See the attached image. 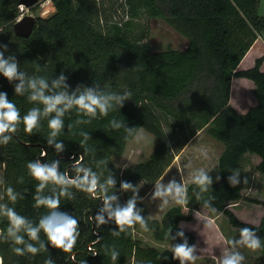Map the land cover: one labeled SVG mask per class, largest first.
Masks as SVG:
<instances>
[{"label":"trees","instance_id":"1","mask_svg":"<svg viewBox=\"0 0 264 264\" xmlns=\"http://www.w3.org/2000/svg\"><path fill=\"white\" fill-rule=\"evenodd\" d=\"M19 1L0 0V56L18 65L23 81H9L0 73V93L7 94L21 117L32 108L40 109L41 115L31 134L24 131L21 120L15 133H5L12 139L0 143V206L13 208L32 226L48 214L49 209L36 206L35 198L58 196L63 186L49 182L37 192L39 182L27 168L36 160L59 162L58 171L70 179L83 175L76 171L78 162L79 167L96 174L98 187L90 194L68 186L69 195L60 196L57 211L78 221L79 237L72 253L53 247L43 231L38 240H31L21 230L18 234L25 243L17 245L8 233L9 219L0 208L3 264H45L47 260L52 264H181L170 250L143 246L135 237L136 229L144 227L156 241L173 240L176 246L186 243L193 248L195 236L183 231L180 224L192 221L201 208L223 214L233 228L255 232L264 260V215L255 226L240 221L228 208L243 201L264 209V200L244 195L238 183L229 182L248 153L260 158L256 170L264 175V55L252 67L239 69L264 32V16L258 13L260 0H120L122 19L101 10L98 0H49L54 13L37 18L28 38L17 36L13 29L21 15ZM144 16L165 20L186 38V47L153 52L146 41L149 30L140 24ZM234 79H247L254 85L256 103L245 114L237 113L230 104ZM32 80L37 81V89L38 82L44 80V94L49 96L62 92L79 96L90 89L102 97L125 98L109 100L106 116L99 109L95 116L85 114L72 105L60 117V132L51 137L48 121L56 113L45 115L44 105L29 99L35 91L29 87ZM21 83L22 94H17L16 86ZM140 128L156 137V147L146 161L121 171L113 157L124 153L126 143ZM202 131L224 148L216 177L206 191L189 183L183 204L167 209L160 220L152 219L138 184L156 183L176 153ZM57 143L63 145L62 151H57ZM109 178L115 181L113 185L107 184ZM124 182L132 188L122 189ZM9 187L17 196L15 201L9 198ZM106 196L117 198L113 208L135 199L146 227L135 223L121 232L108 213L102 212ZM99 214L107 221L103 225L95 220ZM116 232L119 235H114ZM27 244L40 251L35 255L15 253L16 247ZM113 252L118 253L115 260Z\"/></svg>","mask_w":264,"mask_h":264},{"label":"rangeland","instance_id":"2","mask_svg":"<svg viewBox=\"0 0 264 264\" xmlns=\"http://www.w3.org/2000/svg\"><path fill=\"white\" fill-rule=\"evenodd\" d=\"M98 2L101 10L105 9V12L114 15L117 19L125 18L121 8L118 6L120 0H98ZM116 8L117 13L115 12ZM20 11L21 15L19 18L30 15L37 19L51 16L55 9L51 2L47 0L31 8L20 7ZM258 13L264 16V0H260ZM140 24L149 30L146 41L149 42L153 52L183 50L187 45L186 38L163 19H150L144 16ZM258 40L259 44L254 50V56L264 54L263 50L260 51L264 46V40L261 37ZM247 60L245 59L244 62ZM241 68L243 69L244 65H241ZM253 88V83L247 79L233 80L230 104L237 113L245 114L255 105L256 101L252 94ZM156 144V137L147 130L140 128L126 143L124 153L121 156L113 157V162L121 171L127 166L142 163L150 157ZM223 149L221 143L210 137L205 131H202L186 143L179 153H176L172 163L166 168L156 183L140 182L138 188L142 195V203L147 209L149 216L152 219L160 220L167 209L184 203H178V198L174 193L165 196H155L158 185L166 188L169 183L175 181L176 184L185 189L189 183L195 182V176L200 170L206 172L211 180L214 179L217 175L218 158ZM255 156L249 153L246 154L242 158L239 170L234 177L238 181L237 183L244 195L264 200V175H260L256 170L258 158ZM182 198L184 201L185 193ZM228 208L243 222H249L251 212L262 209L259 205L243 201L239 205L231 204ZM253 213L256 214L255 219L258 220L259 215L256 212ZM250 220L252 219L250 218ZM180 226L183 231L192 233L196 239L193 246L194 259L185 261L184 264H222L226 256L234 254L232 253V242L230 240L235 235H238L240 240L241 229L233 228L223 214L202 208L197 213H194L192 221L182 222ZM135 237L143 243V246L154 247L159 251L170 250L174 253L173 250L176 244L173 240L170 242L156 241L153 235L144 227L136 229ZM239 253L243 255L241 250ZM241 264H243V261Z\"/></svg>","mask_w":264,"mask_h":264},{"label":"clouds","instance_id":"3","mask_svg":"<svg viewBox=\"0 0 264 264\" xmlns=\"http://www.w3.org/2000/svg\"><path fill=\"white\" fill-rule=\"evenodd\" d=\"M0 73H2L9 81L13 79H20L23 81V74H18V65L15 62L10 63L9 61L4 60L2 56H0ZM61 80H63V77H61ZM38 83L39 89H37V81L32 80L29 82V87L35 90L29 99L31 101L39 100L44 105L43 112L45 115L53 112L56 113L55 117L48 121V128L51 130V137L57 136L60 132L63 127V122L60 117L72 105H76L79 109L84 110L85 114L95 116L97 109H99L100 113L106 116L110 107L108 103L109 100L116 99L119 102L125 98L112 96L102 97L96 95L90 89L79 96H68L63 92L49 96L44 94V89L47 87L45 81L40 80ZM23 87V83L17 85L15 89L16 93L22 94ZM40 115V109L32 108L27 114L21 117L20 111L15 104L7 99V94L0 93V138H2L0 139V143L7 144L12 139L11 136H7L5 133H15L17 131L16 125L21 122V120L24 125V131L31 134L33 130L39 126ZM115 126L120 127L118 124ZM52 142L53 141L50 138L48 143L52 144ZM55 147L57 151L63 150V145L60 143H57ZM43 155H46V153H43ZM58 163L59 162H53L52 164H47L42 163L40 160H36L35 162H29L27 164L29 174L34 180L39 182L37 192L42 191L49 182L63 186L58 196H37L35 198L37 207L42 206L49 209L48 214L40 219L37 226H32L25 217L19 215L13 208L0 206V208H3L4 215L9 219L8 233L14 238V242L17 245L25 243L24 237L18 234L21 230H25L31 240H38L39 233L43 231L48 242L53 247L60 249L65 253H72L79 237L78 221L76 218L69 216L66 213L57 211L60 205V196L69 195L67 191L68 186H74L80 191L94 194L98 187V177L91 171V169L79 167V163L77 162L75 165L76 171L78 173L82 172L83 175L70 179L58 171ZM229 182L230 184L235 185L238 181L233 176L229 178ZM114 183L115 181L111 178L107 180L108 185H113ZM195 183L200 185L203 191H206L207 186L211 184V179L206 172L200 170L195 176ZM101 187L103 186L101 185ZM121 187L122 189L127 190L132 188V185L124 182L121 184ZM162 188V185H158L157 191L154 195L165 196L174 193L178 198V203L184 202L182 197L185 193V189L176 184L175 181L169 183V185L166 188H163V190H161ZM7 192L9 198L15 201L17 196L13 189L9 187ZM116 199L115 196H106L104 198V208L102 209V212L108 213V218L115 221L121 232L124 231L125 226L131 227L135 223H140L142 226L146 227L145 221L136 210L135 199L129 200L123 207L117 205L113 208L112 202ZM165 203H167V201H165ZM95 220L97 225H103L107 222L103 214L97 215ZM114 235H119V232L114 233ZM234 243H238L252 251L261 247V240L256 236L255 232L249 228L241 229L240 240L235 241ZM43 247L44 245L41 244V248ZM14 251L17 255H24L26 251L35 255L40 249L34 247L32 244H27L24 248L16 247ZM173 251L175 258L180 259L181 264H184L185 261H191L194 259L193 248L188 247L186 243L175 246ZM117 255L118 253L113 252L112 259L115 260ZM73 259H75L74 256ZM244 259L245 257L237 252L226 256L223 259L222 264H241ZM0 264H3L2 260H0ZM45 264H52V261L47 260L45 261Z\"/></svg>","mask_w":264,"mask_h":264},{"label":"crops","instance_id":"4","mask_svg":"<svg viewBox=\"0 0 264 264\" xmlns=\"http://www.w3.org/2000/svg\"><path fill=\"white\" fill-rule=\"evenodd\" d=\"M259 44V40H256V42L254 43V45L252 46V48L250 49V51L246 54V56L244 57V59L242 60V62H241V64H240V66H239V68H241V65H244V68L242 69V70H244V69H248V68H250V67H252L253 65H254V62H255V60H256V58H258V57H261V56H263L262 54L261 55H253V53H254V50H255V48H256V46ZM264 45V44H263ZM264 51V46L262 47V49L260 50V51ZM245 59H248L246 62H244L245 61ZM245 63V64H244ZM262 70H264V64H263V66H262ZM233 83V82H232ZM256 103V102H255ZM256 157V156H255ZM257 158H258V164H259V162H260V158L257 156ZM260 174V173H259ZM260 175H262V174H260ZM261 200H263V199H261ZM240 203V202H239ZM239 203H237V205H239ZM234 206H236V205H234ZM260 206V205H259ZM262 207V206H261ZM253 212H256L257 213V215H259V218H258V220H256L255 219V213H253ZM253 212H251V214L249 215L250 216V218L252 219V220H250V218H249V222H245V223H250V224H252V225H255V226H257V225H259L260 224V222H261V219H262V217H263V215H264V209H263V207H262V209L261 210H259V209H257V210H254ZM197 213V212H196ZM236 215V214H235ZM237 216V215H236ZM238 217V216H237ZM243 222V221H242ZM181 225V224H180ZM229 240H230V238H229ZM231 242H232V244H231V246H232V253H237L238 251L240 252V250L243 252L242 254H243V256L245 257V259L243 260V264H264V260L261 258V254H260V252L258 251V249L257 250H255V251H252V250H250V249H247L246 247H244V246H242V245H240V244H238V243H234L235 241H239V236L238 235H235V236H233V238H232V240H230ZM240 249V250H239ZM230 251H231V249H230ZM238 252V253H239ZM0 260H1V258H0Z\"/></svg>","mask_w":264,"mask_h":264},{"label":"water","instance_id":"5","mask_svg":"<svg viewBox=\"0 0 264 264\" xmlns=\"http://www.w3.org/2000/svg\"><path fill=\"white\" fill-rule=\"evenodd\" d=\"M37 2L38 0H20L19 7L31 8L35 4H37ZM35 25H36V19L30 15H27L18 19L14 23L13 29L17 36L28 38L31 35ZM261 36H262L261 38L264 40V32L262 33Z\"/></svg>","mask_w":264,"mask_h":264},{"label":"built area","instance_id":"6","mask_svg":"<svg viewBox=\"0 0 264 264\" xmlns=\"http://www.w3.org/2000/svg\"><path fill=\"white\" fill-rule=\"evenodd\" d=\"M20 19V18H19Z\"/></svg>","mask_w":264,"mask_h":264}]
</instances>
